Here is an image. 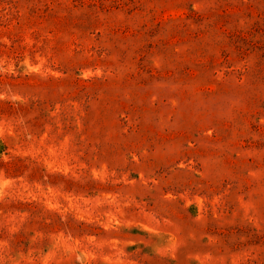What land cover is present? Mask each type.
<instances>
[{
	"label": "rangeland",
	"instance_id": "1",
	"mask_svg": "<svg viewBox=\"0 0 264 264\" xmlns=\"http://www.w3.org/2000/svg\"><path fill=\"white\" fill-rule=\"evenodd\" d=\"M0 264H264V0H0Z\"/></svg>",
	"mask_w": 264,
	"mask_h": 264
}]
</instances>
